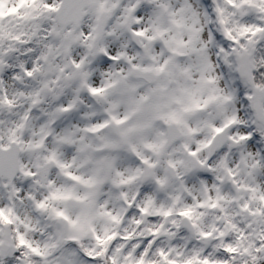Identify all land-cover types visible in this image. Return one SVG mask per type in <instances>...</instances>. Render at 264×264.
<instances>
[{
	"label": "snow or ice",
	"instance_id": "obj_1",
	"mask_svg": "<svg viewBox=\"0 0 264 264\" xmlns=\"http://www.w3.org/2000/svg\"><path fill=\"white\" fill-rule=\"evenodd\" d=\"M0 264H264V0H0Z\"/></svg>",
	"mask_w": 264,
	"mask_h": 264
}]
</instances>
